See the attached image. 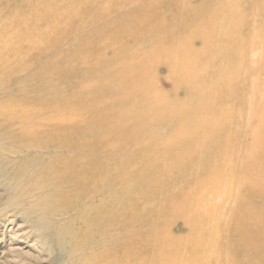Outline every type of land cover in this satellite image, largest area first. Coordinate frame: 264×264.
Listing matches in <instances>:
<instances>
[{
  "label": "rangeland",
  "instance_id": "obj_1",
  "mask_svg": "<svg viewBox=\"0 0 264 264\" xmlns=\"http://www.w3.org/2000/svg\"><path fill=\"white\" fill-rule=\"evenodd\" d=\"M42 1L0 0V36L5 35L1 41L31 38L29 58L23 59L27 69L5 79L0 64V264H80L84 253L88 256L100 247L98 236L84 243L81 236L100 208L127 218L134 217L139 207L146 217L159 212L166 218L170 233H177L185 264H264V191L253 188L254 176L240 156L256 133H262L264 142V116L239 110L242 105L238 114H231L232 125H227L219 118L218 107H207L200 98L207 86H217L222 80L220 99H233L237 106L238 97L245 100L253 92L255 81L264 83V64L247 74L237 73L242 66L248 70L251 64L264 62V10L253 6L255 0H187L193 8L185 14L179 12L182 0H162L151 6L142 0H71L80 2L83 14L82 21L72 25L74 20L62 19L66 17H59V12L48 13V17L41 13ZM51 1L56 0L45 2L53 5ZM213 4L231 5L240 12L228 21L238 31L230 29L231 51L223 39L229 32L215 31L206 42L195 36L196 46L205 48L203 58L212 59L204 65L191 63L188 59L193 56L183 54L184 48L192 46L190 39L180 42L183 37L176 30L159 33L164 28L160 25L155 31L160 36H156L147 26L155 23L156 15L173 21L181 15V20L194 23L205 19ZM140 15L147 16L146 20L137 21ZM256 29L263 33L255 42ZM158 41L163 46L155 51ZM243 42L244 59L234 57V48ZM0 49L1 62L7 54ZM254 49L257 56L252 55ZM74 51L78 55H71ZM31 84L44 90L42 98L30 95ZM258 96L264 97V92ZM24 98L37 107L55 100L54 105H61L59 117L77 116L66 128L70 133L49 148L37 147L30 137L36 128L17 130L11 118L13 107L6 103ZM188 109L193 110L191 117ZM208 116L217 121L205 124L203 119ZM188 117L193 118L192 126L185 131ZM54 124V130L61 133L58 122ZM204 136L211 139L209 145ZM183 142L188 143L185 149ZM217 142L229 149V156L214 152ZM74 144L85 149L92 146L94 151H82ZM83 154L99 165L101 182L95 186L94 178L82 179L84 197L75 195L68 205L57 202L55 188L59 187L46 184L51 175L43 168L55 155L77 159ZM209 174L226 184L227 195L215 191L216 182ZM183 175L193 182L171 189ZM245 200L255 207L244 217L236 203ZM216 218L220 224L216 225ZM244 218L256 223L253 229L262 241L245 243ZM187 222L198 227V235L189 234ZM119 234L127 237L131 233Z\"/></svg>",
  "mask_w": 264,
  "mask_h": 264
},
{
  "label": "bare ground",
  "instance_id": "obj_2",
  "mask_svg": "<svg viewBox=\"0 0 264 264\" xmlns=\"http://www.w3.org/2000/svg\"><path fill=\"white\" fill-rule=\"evenodd\" d=\"M45 1L46 0L42 1L43 9L40 8L41 11L40 10L39 11L41 13L44 11L43 13L47 17H48V13L55 14L56 12H59L60 13L59 17H66L62 19H67V20L73 19L74 22L72 23V25L82 21L83 14H82V5L80 4V2L73 3V1L68 0L69 3H66L64 2L65 0H56V1H51L53 5H47L49 2H45ZM81 1H86V0H81ZM126 1L127 0H108L109 3H124ZM128 1H133V0H128ZM160 1L162 0H142L140 2L146 3L151 6L150 3L155 4L157 2L159 3ZM252 4L253 6L257 8H261L264 10V0H255V2ZM45 6H46V10L44 8ZM191 7H192L191 4L188 3L187 0H182L181 3H179V12L182 14H185L186 12L191 11L189 10ZM235 9L236 8L231 5L227 8L226 6L220 7V6L214 5L213 8L210 9V12L206 16L205 19L196 20L194 23L192 21L181 20L182 18H184L181 15H180V19H175L174 21L172 17L167 16V17L160 18L159 16L156 15L155 23L152 25L148 24L147 26L152 30V34H156L155 31L156 29H158L156 27L160 25L164 28L160 29L159 33H161L163 30L165 31L166 29H170L171 31L176 30V32L180 33L183 37V38H179L180 42L186 38L190 39L192 46L190 48H184L183 54L185 56H193L188 59L191 63H198L200 65L201 64L204 65V63L212 59L203 58V52L205 51V48L202 44H201L202 47L196 46L195 44L196 39L201 38V39H204V41L206 42V40H209L211 37H213V34L215 33V31H223L224 33L229 32V36L225 37L226 36L225 35L223 39L228 40L227 44L225 41V44L226 46H228L229 49L230 47L232 48L231 42L233 41L232 40L233 33L230 31V29L234 32H237L238 26L234 25L235 24L234 23L230 25L231 26L230 27L228 26L229 25L228 21L230 17H232L233 15L235 14L240 15V12L239 11L236 12ZM130 16H134V15L130 14ZM134 18H137V16L136 17L134 16ZM146 18L147 16L140 15V19L137 21H144L146 20ZM13 20H16V19H13ZM169 23L171 25H168ZM2 24H5V22ZM16 24H18V21L16 22ZM22 24L23 22L20 23V25ZM24 25L25 27H28L26 26L27 25L26 22ZM4 26L6 28V24L3 25L2 27ZM9 26L11 25L9 24ZM203 27H205V30L202 29ZM5 28L4 30L8 31ZM22 29H24V27ZM18 30L19 29H17V32ZM253 31H252L253 32L252 36L254 37V41L256 42V39L258 37L260 38L263 31L262 30L257 31V29ZM15 34H16V31H15ZM1 36L3 37L5 35L1 34ZM16 36L20 37L19 35H16ZM156 36H160V35L156 34ZM195 36L197 37L196 39L194 38ZM246 38L243 40L245 41ZM30 39L31 38L28 39L26 37L24 42L19 41V40L12 41L10 38L4 39L2 41L0 39V48H3L5 50V53L7 54V57L4 60H1L0 62L1 66L2 65L4 66L3 68L4 70L2 72V78L6 79V77L8 76L11 77L18 70L27 69L26 65L28 64L25 63L23 59L29 58L28 57L29 54L27 51L30 50L31 52V40ZM263 45L264 43L262 42V46ZM162 46H163V43L161 41H158L155 44V47L153 49L155 51H159ZM171 47H173V45H171ZM231 50L232 49H230V51ZM244 50L245 49H244V42H243L239 44V47L234 48V54H235L234 57L239 58L240 56H243V59H244ZM253 51H254V54L252 52V55H255L256 53V56H257L258 50L254 49ZM75 54L78 55V53L75 51L71 53V55H75ZM21 61L24 63L23 65ZM262 61L260 62L258 61L259 63L256 65L251 64L248 70L247 69L244 70V66H242L237 71V73L244 72L247 74L249 73V71H253L257 67L263 65L264 62ZM103 70L106 71L105 69ZM190 78L192 79L194 77L190 74ZM222 84L223 82L222 80H220L218 85L214 86L217 90L214 87L207 86L204 89V92L201 93L202 96L200 95V98H202L204 104L207 107H212V106L218 107V109L220 110L219 118L224 120L227 125L230 123L232 125L233 118L231 117V114L234 113V111H236V113L238 114L240 112L239 111L240 109L241 110L248 109L249 111L252 110L254 113L256 114L260 113L261 116H264V97L259 98L258 96L260 93L264 92L263 82L255 81V84L252 85L253 92L250 93V95L245 100L241 96L238 97L237 106H235L236 105L235 102H232L233 99H230V98L226 99L224 97L223 99H220V97L222 96L219 93L224 91V89L222 90L219 89V88H222ZM30 86L33 87L31 88L33 90L31 91L30 95H37L38 97L42 98V95H44L43 93L44 90L42 92L41 90H38V87L34 88L35 86H33V84H31ZM227 86L228 85L224 87L226 88ZM29 99L30 98H24L23 101H20L19 99H17L15 102L13 100L12 101L7 100L8 102L6 103L7 105H11L10 107H13V110H12L13 115L11 118L14 121V125L16 129L18 128L20 130H24L26 129V127H30V126H34L36 128V132L34 133V135L31 133L32 134L31 136L29 132L28 134L30 135V137H33L32 139L33 141H35V145L37 147L49 148L51 144L56 143V141L59 140V138L62 135L70 133L69 130L66 128H69L70 124L75 119L77 120V116L74 115L72 118L69 116H64L63 118L62 116L59 117L58 109L61 108V105L59 104L54 105V103L57 102L55 100H53V102L51 101V103L48 104L47 106L43 104L42 107L41 106L37 107L36 105L35 106L30 105L28 103ZM240 106L242 107L239 108ZM235 107H237V109H235ZM187 112H188L189 117H191L190 115H191V112H193V110L190 111V109H188ZM189 117L184 122L185 131H188L190 127L192 126L190 124L193 118H189ZM203 120H204V123L208 125L217 121V119H213V117L211 116L205 117ZM55 122H58L59 124L58 126L62 128L61 133L58 131H55L56 129L54 130ZM34 127L33 129H35ZM26 138L28 139V137ZM203 140L207 143V145H209L211 142V139H209L207 136H204ZM69 142H73V141L69 140ZM83 144L85 145L86 142L84 141ZM224 144H227L226 139L224 140ZM187 145L188 143H185V142L181 144V146H183L182 147L183 149H185ZM74 146H76L77 149H82V151H88L89 149L91 151H94L92 146H88L86 148L87 150L81 145L79 146V145L74 144ZM213 146H214V152L223 154L225 157L229 156L228 155L230 154L229 149L224 148V146L221 143L219 142H217V144L213 143ZM254 151L257 152V155H252ZM87 155L88 154H86V156ZM263 155H264V142L262 141V133H256L253 139V143L249 146V149L246 151V153L245 152H243L242 154L240 153V156L245 161L246 163L245 166L250 171V174L254 176V181L252 182V186L253 188L258 190V193H260L261 191L262 192L264 191V161L261 160L263 159ZM86 156L85 154H83L81 155V157H77V159H79L78 161L77 159H71L64 155H55L51 158L52 160L50 164L46 165L43 168V170H45L49 175H51L50 176L51 179L47 180V183H46L48 186L50 185V187H57L56 185H58L59 188L62 186L60 189L57 187L60 191H58V189L56 190L55 188V191L59 192V194L55 192L57 195L55 194L54 196L57 202L62 201V202H65V204H67V202L71 201V199L75 195H79L80 198L84 197L85 192H83L84 188L81 185L82 179L92 180V178H94L95 186H97L98 183L101 182L102 176L101 175L98 176V174H100L99 165L92 162ZM218 172H219V169L216 170V175H218ZM208 176L213 178L216 182L215 191L218 194L225 195L226 193L227 195L226 184L225 183L223 184L220 181H218L214 174H209ZM181 177H180V180H174V182L172 183L173 187H170L171 189L178 190V189L184 188L186 184H191L193 182V180L190 179L189 177H186L184 175L182 178ZM95 193H97V191H95ZM228 195H230V193H228ZM236 204L238 205L239 213L240 214L244 213V217H245V214H248L255 207L252 201H247V200H245L242 203H236ZM104 205L105 204H101L100 206L104 207ZM181 207L182 206H180V208ZM140 208L141 207L137 208L134 211V213L136 214L134 217H127V218L124 217L123 214H121L118 211L116 212L113 210L112 211L109 210L108 212H106L103 208H100L101 210H99V213H96L97 215L94 217V220L92 222H89V221L87 222L84 234L81 235L84 238L82 240L83 243L85 240L90 241V239H93V236H98V239L100 238L98 247L99 246L100 247L97 252L92 251L93 253L89 254L88 256L85 255L86 253H84V255H82L83 258H81L82 261L80 264H185L186 262L185 258H183V255L181 254L182 249H181L180 242L176 238L177 233H174V232L170 233L167 227L168 224L165 222L166 218H163L164 216L160 215L159 212H156V214L153 215V217H146V215L140 211ZM143 219L145 220V223H140V221H142ZM214 222L217 225V224H220L221 220L219 218H216ZM261 223L264 226V218H261ZM255 224L256 223L252 222L251 219L246 220L244 218V235L246 236L245 243L247 242L254 243L255 241H256L255 243H257V241H262V239L260 238L261 235L258 234L259 232L256 233L255 228L253 229ZM187 226L189 228L190 235H193V236L198 235L197 226L188 224V222H187ZM124 230H128L131 234L127 237H124L122 235L119 236L120 235L119 233ZM262 235H264V233ZM79 236H80V233H79ZM251 243H249V245ZM78 244L80 245V243ZM121 245L123 246L120 247ZM80 246H81L80 248H82V244ZM251 249H253V247ZM260 249L261 248H259L258 250L261 251L262 249L261 250ZM94 250H96V248ZM253 254H255V252ZM261 254L264 255V252L262 251ZM252 259L255 260V258H252Z\"/></svg>",
  "mask_w": 264,
  "mask_h": 264
}]
</instances>
